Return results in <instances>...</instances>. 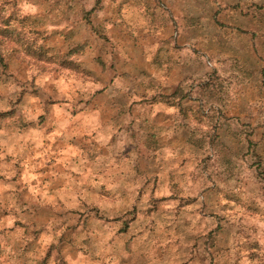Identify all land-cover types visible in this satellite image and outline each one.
Wrapping results in <instances>:
<instances>
[{
	"label": "clouds",
	"instance_id": "obj_1",
	"mask_svg": "<svg viewBox=\"0 0 264 264\" xmlns=\"http://www.w3.org/2000/svg\"><path fill=\"white\" fill-rule=\"evenodd\" d=\"M261 163L264 0H0V264H264Z\"/></svg>",
	"mask_w": 264,
	"mask_h": 264
},
{
	"label": "rangeland",
	"instance_id": "obj_2",
	"mask_svg": "<svg viewBox=\"0 0 264 264\" xmlns=\"http://www.w3.org/2000/svg\"><path fill=\"white\" fill-rule=\"evenodd\" d=\"M193 26H195V22H193ZM258 167L264 168V163L259 164Z\"/></svg>",
	"mask_w": 264,
	"mask_h": 264
}]
</instances>
